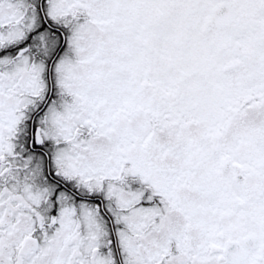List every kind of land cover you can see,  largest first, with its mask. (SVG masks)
I'll return each instance as SVG.
<instances>
[{"label":"snow or ice","instance_id":"6c2138e0","mask_svg":"<svg viewBox=\"0 0 264 264\" xmlns=\"http://www.w3.org/2000/svg\"><path fill=\"white\" fill-rule=\"evenodd\" d=\"M0 264H264V0H0Z\"/></svg>","mask_w":264,"mask_h":264}]
</instances>
